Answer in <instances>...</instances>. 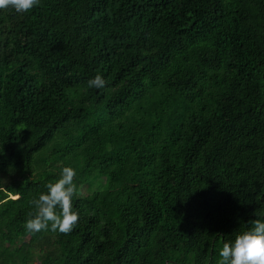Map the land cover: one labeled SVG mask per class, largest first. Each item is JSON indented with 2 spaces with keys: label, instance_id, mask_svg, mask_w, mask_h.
<instances>
[{
  "label": "trees",
  "instance_id": "trees-1",
  "mask_svg": "<svg viewBox=\"0 0 264 264\" xmlns=\"http://www.w3.org/2000/svg\"><path fill=\"white\" fill-rule=\"evenodd\" d=\"M63 166L77 223L27 232ZM254 219L264 0L0 9V264H217Z\"/></svg>",
  "mask_w": 264,
  "mask_h": 264
},
{
  "label": "clouds",
  "instance_id": "clouds-1",
  "mask_svg": "<svg viewBox=\"0 0 264 264\" xmlns=\"http://www.w3.org/2000/svg\"><path fill=\"white\" fill-rule=\"evenodd\" d=\"M38 0H0V9L12 8L17 13H25L32 9ZM90 88L102 89L106 81L102 75L96 74L88 80ZM76 170L71 166H63L55 182L45 185L47 191L41 192L30 203L34 212L24 223L29 233L41 230L70 232L79 219L73 208V196L76 193L74 177ZM217 264H264V219H254L251 226L235 235L219 249Z\"/></svg>",
  "mask_w": 264,
  "mask_h": 264
},
{
  "label": "rangeland",
  "instance_id": "rangeland-1",
  "mask_svg": "<svg viewBox=\"0 0 264 264\" xmlns=\"http://www.w3.org/2000/svg\"><path fill=\"white\" fill-rule=\"evenodd\" d=\"M35 264H40V263L37 262V263H35Z\"/></svg>",
  "mask_w": 264,
  "mask_h": 264
}]
</instances>
